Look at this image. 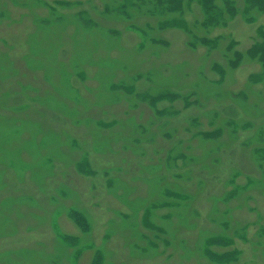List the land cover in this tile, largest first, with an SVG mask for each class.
<instances>
[{
    "label": "rangeland",
    "instance_id": "1",
    "mask_svg": "<svg viewBox=\"0 0 264 264\" xmlns=\"http://www.w3.org/2000/svg\"><path fill=\"white\" fill-rule=\"evenodd\" d=\"M233 2L234 15L223 12L220 24L204 26L205 14L198 0H183L177 11H162L160 0H49L41 6H36L34 0H25L18 14L7 6V0H0V31L8 29L15 33L19 30L21 36H30V28L37 26L38 36L50 38L58 52L64 49L61 46L64 26L67 22L75 25L76 48L67 57L66 66H77L78 60H89V48L97 43L98 36H120L124 29L118 27V21L125 22L126 29L142 36L134 44L141 60L134 66L129 62L120 64L122 70L128 72L126 76L103 80L99 75L95 78L97 83L89 82L86 69L77 67L76 81L69 90L60 87L58 93L52 87L45 90L36 103L31 98L41 89L34 82H24L0 93V127L11 124L17 137L22 127L29 132L43 130L41 120L20 116L37 113L45 106L59 111L61 115L57 114L56 119L61 121L64 117L74 128L54 124L53 129L63 137L69 130L85 133L90 128V138L86 134L82 138L72 134L73 137L62 140L49 152L39 149L40 138H31L22 148L36 147L38 164L48 166L58 161L71 175L88 178L90 183L85 193L92 191L97 195L101 187L112 194L121 190L116 197H121L122 204L127 206L126 210L116 209L118 213L108 212L110 221L97 243L93 236L96 222L82 202L84 194L75 191L67 177L64 183L59 182L66 176L64 171H49L40 183L35 179L39 176L36 170L30 176L25 175L37 189L33 194L40 193L38 201L54 204V211H58L52 225L59 236L58 249L45 253L52 264H62L66 249L70 250V264H123L121 260H110L105 251L106 242L116 233L112 226L118 224H113L117 219L135 220L134 229L128 235L134 240L124 243L131 257L136 254L152 259L163 254L165 264L172 258L193 264H264L258 260L259 255L264 257V208L258 204L264 203V65L247 52L261 39L260 31L264 34V11L244 9L245 0ZM69 8L74 10L64 11ZM170 19L183 20L187 28L162 25ZM240 24L252 26L245 37L240 36ZM170 31L183 34V45L191 54L176 64L161 62L157 66L139 68L160 57L161 50L171 47ZM200 37L215 38L216 42L212 45L199 42ZM3 43L6 45L5 38ZM234 55L239 60L231 66ZM49 59L32 57L30 60L43 69ZM0 60L7 62L1 69L3 78H12L18 73L8 64L5 54L0 55ZM171 68L173 73L168 74ZM256 74L257 80L251 77ZM158 96L162 97L158 99ZM18 98L21 100L17 101ZM62 144H69V149L55 154L53 150H60ZM237 147L250 150V159L259 173L237 168L229 172L227 178L220 179V164L225 156L233 155ZM93 153L116 159L115 168L96 166ZM4 161L3 158L1 162ZM225 162L226 166H232L236 161L228 158ZM1 167L0 190L6 185L8 171L5 164ZM28 167L35 168L36 163H29ZM97 176L100 182L94 180ZM208 178L216 182L205 199L209 204V225L198 229L202 240L193 248L187 237L178 240L176 231L197 226L193 219L202 217L203 211L194 207L193 201L206 188ZM142 180L154 181L153 186H148L149 198L130 200L131 182L136 185L143 183ZM54 186L56 191L49 200L48 194ZM255 189L259 193L256 194ZM21 192L26 191L20 188L6 196L9 205L31 203L33 196L26 193L25 197ZM69 198L72 202L64 204ZM256 199L257 204H254ZM110 201L111 198L97 200L95 207ZM138 210L140 213L136 216ZM76 213L81 218H75ZM248 213L255 216L250 218ZM9 221L10 218L0 212L1 231H6ZM173 224H177L178 229L173 230ZM215 225L219 230L213 233L211 229ZM217 238L229 243L217 242ZM207 241L211 242L209 246ZM207 251L217 256L233 251V255L231 260L223 262L212 259ZM8 254L9 250L1 251L0 261H6ZM97 257L98 263L95 262ZM21 262L17 259L8 264Z\"/></svg>",
    "mask_w": 264,
    "mask_h": 264
},
{
    "label": "bare ground",
    "instance_id": "2",
    "mask_svg": "<svg viewBox=\"0 0 264 264\" xmlns=\"http://www.w3.org/2000/svg\"><path fill=\"white\" fill-rule=\"evenodd\" d=\"M24 1L25 0H7V6L14 10L16 14H18V11L23 8L21 3ZM45 1L49 0H34V4L36 6H41ZM72 10L74 9L69 8L65 9L64 11L69 13ZM116 23L118 24V27L124 29L120 36L114 38H110L108 36H98L97 43L91 45L89 48L90 59L86 61L78 60L76 62L77 66H66L67 57L73 51H75L76 48V43L74 42L75 38L73 37L74 32H76V27L72 23L67 22L62 30L63 34L61 36L63 41L61 46H64V49L60 50L59 52L55 50L57 47L53 44L50 38L41 35L40 37L38 36L37 26L30 28V36H27L28 34L21 36V32L19 30L15 33L14 30L10 31L8 29L0 31V55L5 54L9 60L8 64L10 66H14L18 70V73L12 78H3L1 69L5 67V63L7 64V62L0 60V86H2V88H0V93L6 88L15 89V87L24 82H34L41 89L40 92L35 93V95L31 98L36 103L45 93V90H52V87H55V89L58 90V93L61 92V89L69 90L72 82L76 81L74 77L76 75L77 67L86 69V72L89 75V82L93 81L97 83V79L95 78H98L96 76L99 75V79L103 80H111L112 78L126 76L128 72L123 71L120 67V64L129 62L134 66L139 60H141L139 56L140 53L134 48V44L136 40L139 38L141 39L142 36L133 30L126 29L125 22L123 23V21H118ZM250 27L252 26L240 24L238 29L241 32L240 36L245 37V34L249 32ZM40 31L42 32L43 30L41 29ZM168 34L172 40L171 47L161 50L162 54L160 57H156V60L145 63L143 64V67L139 68H146L150 67L151 65L157 66V64L161 62L176 64L182 60H185L186 55L191 54L190 51L187 50V48L183 45V34L180 31H170ZM3 38L6 39V45L3 43ZM5 49L8 50L5 51ZM158 54H160V52L156 55ZM32 57H34V59L41 60H44L46 57H49L50 59L43 66L44 68L41 69L39 66L35 65L34 61L30 60ZM172 71L173 69L171 71L168 70L167 72L170 74L173 73ZM242 78L243 76L240 73V79ZM60 87L61 89H59ZM85 96H90V94H85ZM20 100L21 98L17 99V101ZM114 108L119 109L120 107L115 106ZM57 114H60V112L45 106L42 109H39L37 113L29 114L24 117L19 115L20 118H26L28 120H41L44 125L43 130L40 132H29L25 130L24 127H22L21 133H19L17 137L14 135L13 128L10 126L11 124H6L4 128L0 127V137L5 138L4 140H0V172L3 168L1 167V164H5V166L8 168V171L5 175L7 179L6 185L2 190H0V212H3L10 218L6 231L0 230V252L9 250L10 254L6 256L7 260L4 262L0 261V264L15 262L17 259L22 261L21 264H52L46 258L45 253L51 254L58 249L59 236L56 235V230L52 227L53 223L57 219L58 211H54V204L47 205L46 203L39 202L38 196L40 193H38L37 196L33 194L37 191L36 187L33 185L31 180L24 177L25 175H32L33 170H36L34 172L39 173V176L35 178L39 183L44 180L45 173L47 174L49 171H53L54 173H60L64 171L66 173V176L63 178V180L61 179L59 182L64 183L63 181H65L67 177L71 182L70 186L75 191L82 192L84 194V199H82V202L88 208V212L96 222V228L93 236L97 238V243L100 241L99 238L107 228V224L110 221L108 219V212L115 211V213H118L116 209H127V206L122 204V199H120L121 197L119 199L116 197L120 196L121 190H118L116 194H112V192H108L105 187H101V191L97 195L92 191H86L85 193L84 191L87 189V186H89L90 183L88 178H82V176L79 174H77L78 177L71 175L70 172L64 168L63 164L58 161L48 166L46 163L42 165L38 164L35 160L39 157L35 156L34 153L35 150L37 151V148H22V145H25L24 143L28 140H31V138L37 140L40 138L39 149L48 152L51 151V149L58 147L62 140L73 137L71 136L72 134H77L81 138L86 134L90 138V134H88L91 130L90 128L86 129L85 133L72 132L73 130H69L67 136L63 137L60 135L59 131H55L53 129L52 126L54 124L61 123L62 127L71 129L74 128L70 126V123L64 117L61 121H58L55 117ZM3 131L7 132V134L4 135ZM187 139L189 140V138ZM192 142H194V140H192ZM68 145L69 144H62L60 150L56 149L53 151L55 154H57L59 151L64 152L69 149ZM93 148L96 151L98 149V147L95 145ZM194 153H196V151H194ZM232 153L233 155L230 154L229 156H225L224 160L226 161L228 158H230L236 162L232 166H226L225 161V163L223 162L220 164V179L227 178L229 172L236 170L237 168L240 170L242 169V171L247 168L246 170H248V172H252V174L259 173L256 165L250 159L251 152L249 149L237 147ZM30 155L34 156L31 158ZM3 158L5 161L1 162ZM44 160H46V158H44ZM92 160L96 166H99L100 164L113 168L116 166V159H111L106 155L103 157L100 153H93ZM141 161L144 162V159H141ZM29 163H36V167H28ZM94 180L100 182V178L98 176L95 177ZM243 180L244 177H242V182ZM142 182L143 183H137L136 185H133L131 182L133 191L130 195V200H137L146 196L149 198V195L147 194L148 186H153L154 181L142 180ZM215 184L216 182L213 180V178H208V184L205 186L206 188L202 193H199L193 201L194 207L198 206L203 211L202 217L199 219H193L197 225L194 229H178L177 224H173V230L176 228L179 230L176 231V233L178 232V240L181 237H187L190 239V246L193 248L198 242L202 240L201 236L198 234V229L209 225L207 217L209 204L205 201V199L206 193L211 192ZM190 185L192 186L193 183ZM20 188L26 191L25 193L21 192L23 194L22 196L26 197V193H29V195L33 196V200L30 201V204L17 203L9 205L10 201L5 199L6 196H8V194L12 191H18ZM55 191L56 187L54 186L53 191L48 194L49 200L53 199ZM254 192L256 194L259 193L257 189H255ZM107 198H111L109 204L106 203L99 205V207H95V202H97V200L105 201ZM35 201H37L36 204ZM71 202L72 199L70 198L63 201V203L67 205H69ZM254 204H257V199L254 201ZM258 204L264 208V203L258 202ZM139 213L140 210L137 211L136 216H138ZM254 216V213H248V217L253 218ZM134 222L135 220L124 221L120 219H117L115 222H113V224L118 223L120 225L115 224L112 226L115 228L116 233L111 238V240H109V242H106L107 244L105 246V251L107 257L114 261L117 260L120 262L121 260L124 262L123 264H165V255L163 254L152 259L137 256L136 254L133 255V257L129 256V250L124 247V243L126 241L134 240V237L129 238L128 236L132 233L130 230L134 229ZM218 230L219 229L217 225L213 226L211 229L213 233L217 232ZM40 251H42L43 254L40 253ZM63 255L64 257L62 258V264H68L70 250L66 249ZM262 256L263 255H259L258 257L260 262L264 261V257ZM167 264L193 263H186L183 260L180 262L178 261V258H172Z\"/></svg>",
    "mask_w": 264,
    "mask_h": 264
},
{
    "label": "trees",
    "instance_id": "3",
    "mask_svg": "<svg viewBox=\"0 0 264 264\" xmlns=\"http://www.w3.org/2000/svg\"><path fill=\"white\" fill-rule=\"evenodd\" d=\"M182 1L183 0H164L160 2H163L160 7H162L163 10H168V11H177L180 10L182 7ZM201 3L203 12L205 14V19L202 21V24L204 26H211V25H218L222 22V14L223 12H226L228 15H234L235 13V5L233 0H198ZM221 3L222 5H220ZM245 5L244 9H251L255 8L256 10H261L264 11V0H245ZM165 6V7H164ZM163 26H175V27H182L187 28L186 23L181 20V19H173V20H165L162 22ZM260 36L261 39L259 41H256L253 46L247 51L248 54L251 56L255 57L258 61L260 60L263 65H264V34L263 31H260ZM199 42H207V44L212 45L216 42L215 38H206V37H200L198 38ZM239 59L237 58L236 55H234V58L230 61V65L233 66L235 63H237ZM218 70L221 68L218 66ZM252 78L257 80V74L256 75H251ZM162 96H158V99ZM153 99V98H152ZM151 99V102H153ZM74 215V211L71 213V216ZM77 217L75 218H81L79 214H77ZM82 220V219H81ZM217 242H222L223 244H228L229 242L226 240H223V238H217ZM211 242H213L211 240ZM210 241H207V246L211 244ZM208 252V251H207ZM210 253V252H208ZM212 254V253H210ZM233 255V251L228 253L227 255H220L218 256L216 254L209 255L212 259H217V260H222L223 262H226L228 260H231V256ZM99 258H96V263H98Z\"/></svg>",
    "mask_w": 264,
    "mask_h": 264
}]
</instances>
